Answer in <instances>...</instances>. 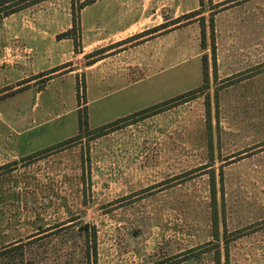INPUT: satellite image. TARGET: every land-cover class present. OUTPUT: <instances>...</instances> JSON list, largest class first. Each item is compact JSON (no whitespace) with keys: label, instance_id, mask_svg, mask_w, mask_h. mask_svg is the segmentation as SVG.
I'll return each mask as SVG.
<instances>
[{"label":"rangeland","instance_id":"obj_1","mask_svg":"<svg viewBox=\"0 0 264 264\" xmlns=\"http://www.w3.org/2000/svg\"><path fill=\"white\" fill-rule=\"evenodd\" d=\"M84 1L0 19V264H264V0L160 3L126 38Z\"/></svg>","mask_w":264,"mask_h":264},{"label":"crops","instance_id":"obj_2","mask_svg":"<svg viewBox=\"0 0 264 264\" xmlns=\"http://www.w3.org/2000/svg\"><path fill=\"white\" fill-rule=\"evenodd\" d=\"M160 3H162V7L174 6V0H94V2L89 4L86 8L87 10L88 8H94L95 12L98 15H103L106 22L104 25L101 26L102 30L105 29L106 31L110 32L113 35L125 34V36L122 38H126L133 36L137 32L148 30L149 28L156 26V25L147 24V22H152L153 20H155V16H157V11L160 8ZM97 9H100V11H98ZM82 22H83V16H82ZM141 24H144L142 29L139 28ZM83 28L86 27L83 25ZM59 78L64 79L63 77H55L44 88L37 90L36 95L40 96L42 93H44L45 88L48 89V87ZM120 81L121 79L118 80L116 79L115 83H118ZM6 84H9V82ZM72 84L74 83L72 82ZM58 93L61 99L60 100L61 105L63 104L65 107L66 106L65 93L64 91L61 90V88L59 89ZM75 96L77 95L75 88H73L72 91L73 99H75ZM37 107L38 104H35L33 106V111ZM69 107H72L70 108L69 111H73L77 108L79 109L78 102L74 100L72 106ZM33 128L34 126H30L25 130H23V133L24 132L29 133Z\"/></svg>","mask_w":264,"mask_h":264},{"label":"trees","instance_id":"obj_3","mask_svg":"<svg viewBox=\"0 0 264 264\" xmlns=\"http://www.w3.org/2000/svg\"><path fill=\"white\" fill-rule=\"evenodd\" d=\"M43 0H0V19L1 18H4V17H7L11 14H14L30 5H33V4H36L38 2H41ZM94 0H86L82 3L81 5V8H84L85 6L93 3ZM200 2L202 3V0H200ZM200 13L198 11H193V12H190L188 14H186V18H192V17H195L197 15H199ZM73 28L76 29V28H79V32H81V25L80 23H78V21L76 20V18L73 20ZM212 32L214 34V23H212ZM202 37H203V46H205V28L203 27L202 29ZM59 39H65V38H72L71 36V31H68V32H65L63 34H60L58 36ZM76 50H78V48L76 47ZM29 82V81H28ZM195 92V91H194ZM192 93V92H190ZM189 94V93H188ZM187 93L186 94H183V95H180L176 98H172L168 101H164V102H161L159 104H155L151 107H148L146 109H143V110H140V111H137L133 114H130L128 116H125V117H122V118H119L113 122H110V123H107L101 127H98V128H95V129H92L88 132H90L91 134L95 135L96 137H99V136H102L108 132H111L113 130H116L118 128L121 127V125H126V124H129L139 118H146L148 116H151V115H154V114H157L159 112H161L162 110H165L167 108H170L171 106H173V104L177 103V102H180L182 101L184 98L187 97L188 95ZM79 99L80 96H79ZM86 107V106H85ZM80 111V109H79ZM88 115H87V108H86V113L84 115H81L80 119H79V124H80V134L78 136H75V137H72L64 142H61L57 145H54V146H51L47 149H45L44 151H39L40 153L42 152H49V151H52V150H56L58 148H63L65 147L66 145L70 144V143H73L77 140H79L81 137V134H82V131L83 129H88ZM35 154H32V156H34ZM37 155V154H36ZM31 156V157H32Z\"/></svg>","mask_w":264,"mask_h":264}]
</instances>
